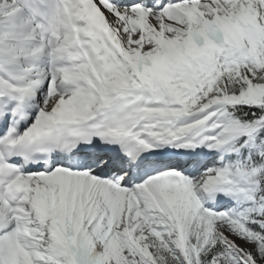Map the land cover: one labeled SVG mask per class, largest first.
Here are the masks:
<instances>
[{
    "label": "snow or ice",
    "instance_id": "obj_1",
    "mask_svg": "<svg viewBox=\"0 0 264 264\" xmlns=\"http://www.w3.org/2000/svg\"><path fill=\"white\" fill-rule=\"evenodd\" d=\"M0 264H264V0H0Z\"/></svg>",
    "mask_w": 264,
    "mask_h": 264
}]
</instances>
